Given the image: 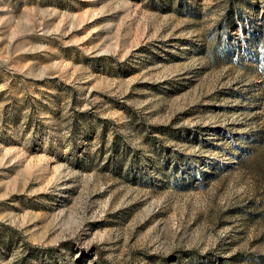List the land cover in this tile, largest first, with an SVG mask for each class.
<instances>
[{
	"label": "rangeland",
	"instance_id": "1",
	"mask_svg": "<svg viewBox=\"0 0 264 264\" xmlns=\"http://www.w3.org/2000/svg\"><path fill=\"white\" fill-rule=\"evenodd\" d=\"M0 264H264V0H0Z\"/></svg>",
	"mask_w": 264,
	"mask_h": 264
}]
</instances>
